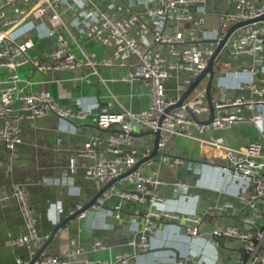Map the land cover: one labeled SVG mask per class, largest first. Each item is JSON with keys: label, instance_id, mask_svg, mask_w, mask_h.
Wrapping results in <instances>:
<instances>
[{"label": "built area", "instance_id": "2783aa9c", "mask_svg": "<svg viewBox=\"0 0 264 264\" xmlns=\"http://www.w3.org/2000/svg\"><path fill=\"white\" fill-rule=\"evenodd\" d=\"M217 1L222 4L217 12V25L211 28L205 26L207 0H120L126 15L133 12L131 18L126 17L128 24L136 25L139 19L134 12L137 5L152 18V22L135 36L117 22L114 13L117 3L111 0H0V71L6 69L8 72L0 84V139L13 155L22 141L19 118L32 120L55 114L61 121L60 128L68 131L88 114L81 98L77 99L78 108H72L57 102L47 90L32 91L31 79L19 74L18 69L22 66L29 65L43 73L69 71L76 74L72 79L87 81L92 75L101 78L102 68H125L120 80H138L148 90L150 105L142 112H98L96 123L103 133L88 139L70 158L71 172L76 169L77 157L83 156L91 160L85 171L87 178L107 182L118 179L92 205L98 212L104 209L100 212L103 223H108L106 217L122 220L126 205H136L128 223L134 236L130 242L138 247V251L119 252L116 264H184L191 259L198 264H207L203 257L190 252L181 254L174 249H167L166 258L158 259L159 255L149 261L140 258L159 253L160 249H155L150 242L155 234H182L195 239L203 236L201 224L206 218H216L233 208L229 201L207 208L197 207L192 202L195 197L192 188L200 186L199 178L205 167L217 168L224 183L235 184L234 195L244 202L237 221L215 226L209 231L212 245L217 248L225 239L240 242V256L234 264H264V21L250 22L264 15V0ZM70 13L74 17L67 18ZM71 18L76 20L79 36L85 35L94 24L103 23L110 28L116 39L111 57L91 58L74 34ZM237 23L245 24L231 33L220 59L229 54L227 57L233 63L240 57L244 61L231 69L219 68L218 64L214 118L210 124L197 123L188 108H192V104L196 105V110L207 106L205 88L199 86L192 97L180 106L172 107L181 96L169 98L165 80L172 70H184L192 76L186 79L190 85L192 79L205 70L219 42ZM34 29L40 36L59 37L57 46L46 54L45 61L30 54L35 44ZM155 48H160L163 53L152 57ZM125 55H134L135 62L128 63ZM85 69L88 72L83 73ZM101 81L105 83L103 78ZM234 89L247 90L248 94L234 95ZM243 123L255 126L259 135L241 147L234 146L227 136H203L208 128L227 130ZM136 124L153 137L151 132L160 130L158 152L154 157L168 161L172 166H185L198 177L195 183L174 180L172 192L175 197L172 198L158 192L157 188L164 180L156 170L144 173L138 167L129 172L142 159H146L142 164L154 163V157L150 158L154 140L139 141L134 134ZM176 135L205 146L210 153L197 160L169 154V143ZM123 174L126 175L121 177ZM67 176L64 172L59 183L72 186ZM123 180L125 186L116 183ZM148 185L153 186V190L147 191ZM7 197L15 200L25 223V231L12 238V245L26 247L29 255H18L16 264H72L78 260L85 247L76 238L71 240L65 256L43 249L45 236L37 227L25 184H14L12 193L4 194L2 198ZM82 208L79 204L71 212ZM160 221L163 231H158ZM104 247L100 240L91 245L93 251ZM99 264L110 263L100 261Z\"/></svg>", "mask_w": 264, "mask_h": 264}, {"label": "crops", "instance_id": "0c3cea01", "mask_svg": "<svg viewBox=\"0 0 264 264\" xmlns=\"http://www.w3.org/2000/svg\"><path fill=\"white\" fill-rule=\"evenodd\" d=\"M111 1L117 3L114 9L117 22L135 36H137L138 31L143 30L152 22V18L145 13L141 6L137 5L134 12L138 14L139 19L136 25L128 24L126 17L131 18L133 12L126 15V10L120 0ZM221 4L217 0H207L208 15L205 26L214 28L217 25V12L220 11ZM71 16L74 17V14H68L67 18ZM70 22L74 24L72 30L77 35L78 41L91 58L105 59L111 57L116 39L111 35L110 28L103 23L94 24L85 35L79 36L75 18H71ZM32 32L35 44L30 54L45 61L47 59L46 54L57 46L59 37L57 35L40 36L37 29ZM76 53L81 56V52L77 51ZM161 53L163 52L160 48H155L152 51V57H157ZM165 55L170 57L168 54ZM227 56L222 58L223 61L227 59V62L221 60L219 68L221 66L231 69L244 61V58L240 57L236 59V63H233ZM124 58L128 63H134L136 60L134 55H125ZM124 69L117 67L102 68L100 70L101 78L105 80V83L95 75L90 76L91 80L87 81L72 79L76 74L69 71L43 73L29 65L18 69L23 78H29L33 82L32 91L47 90L57 102L72 108H78L77 99L81 98L88 114L84 119L77 121L73 127L70 126L68 131L60 128L61 121L55 114H47L32 120L24 117L19 118L22 141L17 144L14 155L6 149L4 141L0 139V264H16L18 255L23 257L29 255L26 247L16 248L12 245V238L25 231V223L17 210L15 200L11 197L2 198L4 194L12 193V186L16 183L25 184L27 187L29 202L34 209L37 227L45 236L44 242L48 241L45 247L48 253L65 256L70 249V242L74 238L84 245L85 250L72 264H99L100 261L116 264V255L119 252L138 251V247L130 242L134 236L128 223V219L136 206L134 204L126 205L122 220L116 221L112 217H106L107 224L103 223V216L100 213L104 209L98 212L91 206L85 210L83 216L75 217L60 227L48 240L56 224L73 215L71 210L77 205H87L107 183V181H98L86 177L85 171L91 162L86 157H77L74 172H71L69 167L70 158L77 154L83 144L91 137L103 133V130L96 123L97 113L100 111L122 112L123 110L139 113L150 105L148 90L138 80L133 82L120 80ZM84 72H88V70L85 69ZM7 74L6 69L0 71V84L5 80ZM189 77H192L189 72L172 70L170 76L165 80L167 96L169 98L182 96L189 86L186 82ZM203 88H205V84ZM232 93L234 95H247L248 91L234 89ZM195 107L192 104V109L199 117L205 120L209 118L208 104L201 110H196ZM134 131L139 141H153L155 139L137 124L134 125ZM258 135L255 126L243 123L234 125L227 130L208 128L203 136L205 138L227 136V139L234 146L241 147L256 140ZM168 153L197 160L210 152L205 146L197 145L183 136L176 135L171 138ZM139 169L144 173L156 170L159 177L164 180L158 186V192L172 198L175 197L172 192L174 180H186L193 184L198 178L185 166H172L168 161L159 157H154V163L149 166L141 164ZM64 172L68 174V182L71 181L73 187L59 183ZM221 177L222 175L217 168L205 167L199 178L201 179L200 186L196 185L192 188V193L195 196L192 197V202L196 203L197 207L207 208L221 201H229L233 203V208L219 214L216 218H206L201 224L203 231L201 237L192 239L182 234H168L167 236L155 234L150 242L155 249H160L158 250L159 253L142 255L140 257L142 260H153L154 256L158 255V259L166 258L167 249H174L181 254L190 252L203 257L207 264H234L240 256V242L225 239L216 248L210 241L209 231L215 226L237 221L244 205V202L234 195L236 192L235 184L232 182L224 183ZM116 183L121 186L126 185L125 180ZM151 190H153V186L148 185L147 191ZM162 223L160 221L158 224V231H163ZM180 233L183 231L181 230ZM95 240L103 242L105 247L93 251L91 245ZM184 264L198 263L191 259Z\"/></svg>", "mask_w": 264, "mask_h": 264}, {"label": "water", "instance_id": "95a60500", "mask_svg": "<svg viewBox=\"0 0 264 264\" xmlns=\"http://www.w3.org/2000/svg\"><path fill=\"white\" fill-rule=\"evenodd\" d=\"M264 21V15H262L261 17L252 20L250 22H254V21ZM245 23H237L234 26H232L227 34V36L219 42V44L217 45V47L215 48L209 63L207 65V67L205 68V70H203L193 81L192 83L187 87V89L184 91V93L182 94V96L180 97V99L178 100L177 104L172 106V107H176V106H180L184 101H186L187 99H189L190 97L193 96L196 88L199 87V85L201 83H205V92H206V99L208 102V108H209V118L206 120H201L199 119L196 114L194 113V111L192 110V108L189 106V112L192 116V118L200 124H210L214 118L215 115V110H214V92H215V74L218 68V64H219V59L222 56V52H223V48L225 46V44L227 43L231 33L234 31L235 28L243 25ZM149 134V132H147ZM155 135V139H154V147L152 149V152L150 154V158L154 157L157 155L158 152V141H159V137H160V130H157L155 132H151ZM146 159H142L140 160L136 165L133 166L132 169L129 170H135L137 169ZM126 174H123L121 177H124ZM118 179H113L109 182H107L98 192L97 194L92 198V200L85 206H83L82 209L76 211L73 215L69 216L68 218H66L64 221L59 222L58 224H56L54 226V229L50 235V237L48 238V240H50L53 235L56 233V231L62 227L63 225L67 224L69 221H71L72 219H74L75 217H78L80 215L81 212L85 211L86 209L90 208L93 204H95L97 198L99 196H101L103 194V192L115 181H117ZM48 241L44 243L43 245V249H45V247L47 246Z\"/></svg>", "mask_w": 264, "mask_h": 264}, {"label": "rangeland", "instance_id": "374dc122", "mask_svg": "<svg viewBox=\"0 0 264 264\" xmlns=\"http://www.w3.org/2000/svg\"><path fill=\"white\" fill-rule=\"evenodd\" d=\"M222 59H219V62H221ZM223 61V60H222ZM223 62H227V59H225ZM205 83H201L199 86H200V89L204 86Z\"/></svg>", "mask_w": 264, "mask_h": 264}]
</instances>
